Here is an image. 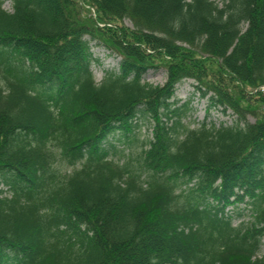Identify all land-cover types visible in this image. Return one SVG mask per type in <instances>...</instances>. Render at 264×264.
<instances>
[{
	"label": "trees",
	"instance_id": "obj_1",
	"mask_svg": "<svg viewBox=\"0 0 264 264\" xmlns=\"http://www.w3.org/2000/svg\"><path fill=\"white\" fill-rule=\"evenodd\" d=\"M3 1L0 264H264V0Z\"/></svg>",
	"mask_w": 264,
	"mask_h": 264
},
{
	"label": "rangeland",
	"instance_id": "obj_2",
	"mask_svg": "<svg viewBox=\"0 0 264 264\" xmlns=\"http://www.w3.org/2000/svg\"><path fill=\"white\" fill-rule=\"evenodd\" d=\"M217 1V0H216ZM1 7L6 11H11V2L9 0L3 1ZM124 25L130 26L129 21L124 18L122 19ZM91 52L95 61L91 63L90 69L95 82H99L107 70H116L118 57L113 56L104 50L102 47L94 45L93 42L90 43ZM166 73L163 68L148 70L143 75V80L152 84L160 85L165 81ZM173 98L176 102L184 103L187 102L189 110L183 118V122L189 127H196L200 123L205 122L207 125L213 123L218 125L223 123L225 125L232 124L234 116L230 111L222 113L219 107L212 108L209 106L208 94L200 95V93L194 88V82L192 79L184 78L175 85ZM250 121L252 120L250 116L247 117ZM149 133L148 125L142 124L136 133L137 141L133 142L131 145L133 147L130 158L123 157L119 159L117 157L112 158L114 162L127 161L131 166L136 165V153L140 145L139 140ZM70 170L69 168L66 169ZM237 220L235 219L234 222ZM264 251V239L261 242L259 253Z\"/></svg>",
	"mask_w": 264,
	"mask_h": 264
}]
</instances>
